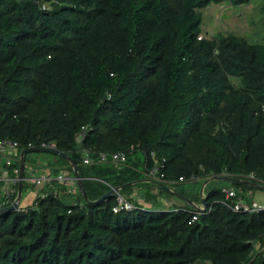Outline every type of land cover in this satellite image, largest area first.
I'll return each mask as SVG.
<instances>
[{
  "label": "trees",
  "instance_id": "16d2710c",
  "mask_svg": "<svg viewBox=\"0 0 264 264\" xmlns=\"http://www.w3.org/2000/svg\"><path fill=\"white\" fill-rule=\"evenodd\" d=\"M250 1L0 0V139L54 142L91 201L120 187L138 206L114 212L115 194L91 203L80 188L74 200L66 185L46 188L57 196L0 214V264H264V210L234 211L222 192L246 198L257 187L211 178L209 211L192 221L190 202L141 180L138 155L147 167L165 158L167 181L195 202L192 176L198 186L222 175L263 185L264 42L202 29V8ZM115 151L138 167L117 168ZM56 156L52 173L74 174ZM19 166V155L10 165L0 155V187L3 170L14 177ZM134 188L150 209L130 198ZM161 192L182 204L164 205Z\"/></svg>",
  "mask_w": 264,
  "mask_h": 264
},
{
  "label": "built area",
  "instance_id": "2783aa9c",
  "mask_svg": "<svg viewBox=\"0 0 264 264\" xmlns=\"http://www.w3.org/2000/svg\"><path fill=\"white\" fill-rule=\"evenodd\" d=\"M43 8H46V6L43 5ZM87 128H88V126L82 125L81 131H80L79 136H78V139L80 141H82V139L84 138L85 130ZM29 147H35V146L29 144ZM41 147H48V148H54V149L57 148V146L54 142H51L49 144L43 143L41 145ZM18 150H19V146H18L17 141H12V140H8V139H0L1 160H5L7 165H10L12 163L13 157L18 154V152H17ZM83 150H84L83 162L85 164H90L92 162V159L89 155L90 151L88 149H83ZM131 151H133V149H131L129 152H131ZM129 152H127V151H115L109 155L110 160H111V162L114 163V165L117 168H120L122 166L138 167V162L128 155ZM152 156L153 157L155 156L154 153H152ZM107 159H108V155L106 153L101 152L99 154V158H98L99 161H103V160H107ZM165 162H166V160H165V158H163L161 161H157L156 164H154L151 167H147L146 161L144 163H142L141 168H142V170H144L143 171L144 176H143V178H141V180L151 181V182L160 181L164 185H168L167 183H173V181H167V179L165 177V173L163 171V169L165 167ZM15 172H16V176H14V177L8 176V174H7V177L5 178L4 185L2 187H0V196L2 198L0 200V207L10 205L11 203H13L14 201L17 200L18 187H19V182H20L19 169H16ZM49 176H50V174H48V175L44 174L42 176H34V177L31 176L32 178L29 177L28 180L30 181V178H31V182L34 183V185L41 186L50 180ZM2 177L3 176H1V179H3ZM251 178H254V175H251ZM191 179L196 180L198 178L196 176H192ZM57 180L59 181L60 185H64V186L66 185V183H65L67 181L66 177L60 175L57 178ZM184 181H186V179L184 177L179 178V182H184ZM43 187H44V189H46L45 185ZM44 189L39 190L38 197L44 199V198L49 197L52 194L57 196L55 191H51L48 189L44 190ZM222 192L225 194L227 199H229L231 197L236 198V201L232 204V209L234 211L248 212V211L264 210V202H258L256 200L248 202V201H246L245 197L238 195L236 189H234V188H231L229 186H223ZM13 194H16L14 199H12ZM115 194L117 196V203L113 206L114 212H119L122 210H133V209L138 207L133 201L124 197L118 191ZM19 201H20V203H19L18 208L19 209H27L28 206L24 205L22 203L21 199ZM194 208H195V211L193 212V215H192V221L197 220L200 215L207 213L209 211L208 206L205 208L203 204L199 205V206L194 205ZM68 211L70 212V210H68Z\"/></svg>",
  "mask_w": 264,
  "mask_h": 264
},
{
  "label": "rangeland",
  "instance_id": "374dc122",
  "mask_svg": "<svg viewBox=\"0 0 264 264\" xmlns=\"http://www.w3.org/2000/svg\"><path fill=\"white\" fill-rule=\"evenodd\" d=\"M201 11L202 29L205 35L212 36L219 32H230L245 37L249 42H264V0H251L249 3L239 4H231L230 2L211 4L206 8H202ZM27 157L32 158L39 164H48V162L57 164L58 162L57 156L48 152L30 151L27 152ZM28 164L30 163L27 162L26 165ZM230 185L232 186V184ZM185 186L193 190H200L202 184L198 186L197 181L188 180ZM234 186L236 187V185ZM254 186L257 187L255 192L264 194V189L257 185ZM34 190V186L26 185L24 196H28L29 191L33 192ZM159 197L169 199L168 201L171 199V201L179 202L178 198L163 192L160 193Z\"/></svg>",
  "mask_w": 264,
  "mask_h": 264
},
{
  "label": "crops",
  "instance_id": "0c3cea01",
  "mask_svg": "<svg viewBox=\"0 0 264 264\" xmlns=\"http://www.w3.org/2000/svg\"><path fill=\"white\" fill-rule=\"evenodd\" d=\"M139 155V158H133V159H135L136 161H137V159H139V161L141 162V163H144L145 162V157H143V155L141 154H138ZM139 161H137L138 163H139ZM71 164V163H70ZM71 167H72V165H71ZM26 168H27V170H28V172L30 173V174H28L27 175V177H34V176H42V175H44V174H50V180L49 181H47L45 184H43V185H41V186H34V188H35V190L33 191V192H30L29 191V194H28V196H23V198H22V203L24 204V205H29V204H31L33 201H34V199L36 198V196H37V194H38V192H39V189H41L44 185H45V188H51V186H53V187H58V186H60V183H59V181L57 180V178L60 176V175H62V176H64V177H66L67 178V181L65 182L66 183V185H67V192L69 193V194H71V199L73 198V200L75 199V197H76V193H77V191L79 190L78 188H80L79 187V183H78V181L75 179V177H74V175L75 174H70L69 173V171H70V169H69V167H65V168H62L60 171H58L57 172V174H53L52 173V170H51V168H49V166L48 165H46V164H39L38 166L36 165V167L34 166V165H31V164H28V165H26ZM140 168H141V165H140ZM1 176H3L2 178L4 179V181H5V178L7 177V172H6V170H3V172H2V174H1ZM31 177V178H32ZM57 177V178H56ZM31 178H30V181H31ZM197 180V179H196ZM171 183H169L168 184V187H169V189L170 190H167V189H165L166 191H168V192H171V193H174V194H176L175 192H177L176 190H175V188H174V186L172 185V184H174V183H172L171 185H170ZM232 188V187H231ZM119 191H120V187H119ZM135 191V192H134ZM137 191H139V188H134L133 189V191H132V193H131V195H130V198H132L133 200H135L136 202H137V204L138 205H143L142 207H144L145 209H150V207H151V204L149 203V202H147L142 196H139L138 195V192ZM264 191V190H263ZM179 193V192H178ZM24 195V194H23ZM177 195V194H176ZM199 195H200V201L199 202H195V201H193V200H191V201H193V203H194V205H197V206H199V205H202V203H201V196L203 195L204 197H206V195H205V185H204V188H203V191L201 192V189L199 190ZM263 195V196H262ZM177 196H179V195H177ZM180 197V196H179ZM246 199V201H248V202H251V201H253V200H256V201H258V202H264V194H262V192H254L253 194H250L248 197H246L245 198ZM186 201V200H185ZM161 202L165 205V204H167V205H169L170 207H172V205H173V202H176V201H169L168 202V200H166V199H161ZM188 202V201H187ZM177 203H179L180 205L182 204V202H177ZM193 205V204H192ZM193 205V206H194ZM165 210H167L166 209V206H165Z\"/></svg>",
  "mask_w": 264,
  "mask_h": 264
},
{
  "label": "water",
  "instance_id": "95a60500",
  "mask_svg": "<svg viewBox=\"0 0 264 264\" xmlns=\"http://www.w3.org/2000/svg\"><path fill=\"white\" fill-rule=\"evenodd\" d=\"M30 151L48 152V153H51V154L62 156L64 158H66L67 160H69L71 165H72V168L74 170L75 178H76V180L79 183V187L81 189L82 195H83L84 199L87 202H91V203L100 202L102 200H105L108 196H110L111 194H114L115 192H117L119 190V187H112L109 191L105 192L98 199L91 201L88 198V196H87V194L85 192L84 185H83V176H81V174L79 172L78 164L76 163V161L71 156L67 155L66 153H64L63 151H61L58 148H56V149L48 148V147H28V148H23V149H21L19 151V157H20V173H19V176H20L21 180H20V183H19V190H18L17 200L14 201L13 203H11L8 206L0 207V214L6 213V212L11 211V210H16L19 207V203H20L19 200L21 199V196H22V182H23V176H24V166H25V162H26L25 155L27 154V152H30ZM213 178H221V179L231 180V181L249 182V183H251L253 185H257L258 187L264 189V185H261L259 183L253 182V181L244 180V179H241V178H238V177H233L231 175L215 176ZM208 180L209 179H206L204 181V183L202 184L201 192L203 191L204 185L206 184V182ZM133 182H135V181H133ZM133 182H131V183H133ZM153 182L156 183L157 185L161 186L164 189L170 190L167 185H164L160 181H153ZM128 184H130V183H128ZM175 193L177 195H179L182 199H184V200H186V201H188V202H190L191 204L194 205V203L188 197H186L185 195H182V194H180L178 192H175ZM201 203L204 205L205 208L207 207L206 197H203V195L201 196Z\"/></svg>",
  "mask_w": 264,
  "mask_h": 264
},
{
  "label": "clouds",
  "instance_id": "9594fccd",
  "mask_svg": "<svg viewBox=\"0 0 264 264\" xmlns=\"http://www.w3.org/2000/svg\"><path fill=\"white\" fill-rule=\"evenodd\" d=\"M26 148H27V147H26ZM22 149H23V148H22ZM20 150H21V149L19 148V150L17 151V152H18L17 155H19V151H20ZM19 161H20V157H19ZM25 167H26V162H25V166H24V172H25ZM19 173H20V166H19ZM19 177H20V176H19ZM214 177H215V176H214ZM28 178H29V177H27V176H25V175L23 176V182H22V196H21V200H22V198H23V196H24V195H23V183H24V182H27V183H31L32 185H34V183H32L31 181L28 180ZM211 178H213V177H210V178H207V179L210 180ZM75 179H76V178H75ZM20 180H21V179H20ZM209 180H208V181H209ZM208 181H207V182H208ZM250 181H252V180H250ZM207 182H206V183H207ZM19 183H20V182H19ZM203 183H204V182H203ZM203 183H202V184H203ZM256 183H257V182H256ZM261 185H262V184H261ZM263 185H264V184H263ZM34 186H36V185H34ZM167 186H168V185H167ZM160 187H161V186H160ZM111 188H112V187H111ZM232 188H233V187H232ZM41 189H44V187H42ZM41 189H39V190H41ZM18 190H19V187H18ZM80 190H81V189H80ZM118 192L120 193L119 190H118ZM115 193H116V192H115ZM115 193H114V194H115ZM120 194H121V193H120ZM115 195H116V194H115ZM37 197H38V194H37L36 198H37ZM124 197H125V196H124ZM203 197H204V196H203ZM36 198H35V199H36ZM35 199H34V201H35ZM128 199H129V198H128ZM130 200H131V199H130ZM131 201H132V200H131ZM33 203H34V202H33ZM33 203H31V204H29V205H27V206H30V205H32ZM7 206H8V205H7ZM207 206H208V205H207ZM4 207H5V206H4ZM18 209H19V208H18Z\"/></svg>",
  "mask_w": 264,
  "mask_h": 264
}]
</instances>
